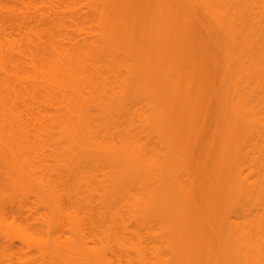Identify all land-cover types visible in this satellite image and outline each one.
Returning <instances> with one entry per match:
<instances>
[{
  "label": "rangeland",
  "instance_id": "obj_1",
  "mask_svg": "<svg viewBox=\"0 0 264 264\" xmlns=\"http://www.w3.org/2000/svg\"><path fill=\"white\" fill-rule=\"evenodd\" d=\"M205 3L0 0V37L21 41L26 28L52 25L57 44L81 52L87 65L78 94L70 87L67 94L105 100L89 108L96 145L59 147L66 161L52 159L53 146L36 148L31 172L16 176L9 150L0 147V264H74L76 257L80 264H264V126L252 127L248 116L233 111L236 96L224 79L229 38ZM256 7L264 9V0L251 11L264 25ZM164 10L173 13L174 41L161 36L153 42L148 19ZM123 18L136 19L129 24L136 33L124 37ZM121 33L140 58L148 48L171 53L181 41L184 61L154 85L156 92L147 90L150 82L134 78L127 51L114 48ZM191 66L198 74L204 69L196 81H212L200 88L207 101L199 120L189 117L184 90L174 105L171 82L186 87ZM29 104L45 115L38 114L43 123L57 111L38 99ZM239 125L237 141L229 134ZM76 153L78 162L67 161ZM48 184L53 190L44 193ZM104 196L111 205L108 228H100L109 233L99 231L101 242H90L77 227L91 222L88 202L97 206ZM242 233L250 234L255 250L242 248L236 257L230 241Z\"/></svg>",
  "mask_w": 264,
  "mask_h": 264
},
{
  "label": "bare ground",
  "instance_id": "obj_2",
  "mask_svg": "<svg viewBox=\"0 0 264 264\" xmlns=\"http://www.w3.org/2000/svg\"><path fill=\"white\" fill-rule=\"evenodd\" d=\"M205 2L206 7L216 17L220 29L226 32L229 38L224 79L231 82V91L236 96L233 111L238 113L239 117L248 116L250 126L262 127L264 126V101H262L264 98V29H262L264 25L261 21L251 18L252 6H257L258 0H205ZM256 12L264 15L262 7H256ZM143 18L145 19L144 16ZM251 19L252 22L249 25L248 21ZM135 20L134 18L128 21L123 18L122 24L125 23V27L128 26V29L124 31V37L126 32L128 34L137 32V29L136 31L134 29L135 26H129ZM148 20L153 23L149 32V38H152L153 42H156L155 37L161 36L174 41L172 31L175 28V22L172 11L164 10L158 15L154 14ZM111 32L112 35H116L113 30ZM123 40L125 41L126 38H123L121 33L114 48L121 46L120 48L127 51L132 74L136 76L134 78L150 82L146 86L147 90L156 92L154 85H161L162 83L159 82L165 74L172 76L178 71L176 63L180 60L184 61L183 52L186 48L181 41L171 53L170 50L166 52L159 50L152 53L148 48V52H140V58L136 53L133 55L130 52L133 49V43L127 40L124 43ZM165 46L169 47L168 44ZM84 57L81 52H74L71 49L66 51L58 45L52 25L37 29L26 28L21 41L9 39L5 35L0 37V147L9 150L12 160L11 171L16 176L31 172L27 164L28 161L35 159L36 148L53 146L57 150L51 154L52 159L66 161L63 156L65 152H58L59 147H94L96 145L93 139L95 129L92 126L93 117L90 115L89 108L102 105L105 100H95L93 96L83 100L74 99L66 92V88L70 87L74 95L78 94V83L84 78L87 66ZM200 63H202L201 60ZM138 64L141 68L135 72ZM202 68L199 74L198 70L195 71L192 66L191 69H187L186 87L178 79L171 82L174 88V105L179 103L181 91L184 90L183 102L187 105V113L193 120L202 118L200 111L202 112L207 101L203 97H206L204 95L206 93L200 92V88L209 83L205 85L207 90L212 84V81L207 78L204 79L210 80L211 84L210 81H196V78L204 71ZM36 99L56 108V114L51 120L43 123L38 117L41 111L30 106L29 101ZM244 130L247 128L244 127ZM239 131L240 125L229 136L239 141ZM79 158L80 155L76 153L67 161L73 159L78 162ZM79 165L76 164V166ZM249 186L253 190L254 184L249 183ZM51 190H53L51 185H42L44 193ZM190 198L193 199L194 204L197 203L194 181L190 183ZM96 205H93L92 201L88 202L91 222L85 230H82L81 226L77 227L81 234L86 231L83 235L90 242H101L99 231L102 237L109 233V229L103 230L100 227L108 228L107 224H104L106 223V210L111 205L110 199L104 196ZM194 213L201 216L197 208ZM203 213L206 214V212ZM97 217L102 220L100 223ZM198 221L199 219H196L195 225ZM210 229L209 226V232ZM242 229L240 227V230L244 232ZM205 234L206 237H210L206 227ZM249 235V233H242L230 241V245L234 244L232 253L236 257L240 256L242 248L246 249V252L255 250L252 245L253 240H249ZM95 252L96 249L92 248L88 254L94 257ZM73 263L80 264L78 257Z\"/></svg>",
  "mask_w": 264,
  "mask_h": 264
}]
</instances>
